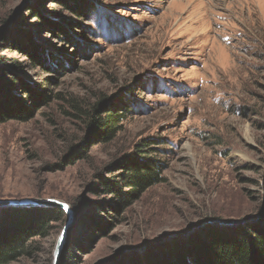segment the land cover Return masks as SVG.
I'll return each mask as SVG.
<instances>
[{
  "label": "rangeland",
  "instance_id": "obj_1",
  "mask_svg": "<svg viewBox=\"0 0 264 264\" xmlns=\"http://www.w3.org/2000/svg\"><path fill=\"white\" fill-rule=\"evenodd\" d=\"M0 110V199L70 204L64 264H209L213 228L264 229V0H0ZM131 153L161 181L120 200ZM20 208L49 224L3 264H52L67 214Z\"/></svg>",
  "mask_w": 264,
  "mask_h": 264
},
{
  "label": "trees",
  "instance_id": "obj_2",
  "mask_svg": "<svg viewBox=\"0 0 264 264\" xmlns=\"http://www.w3.org/2000/svg\"><path fill=\"white\" fill-rule=\"evenodd\" d=\"M64 4L67 5V2L64 1ZM33 12L37 14L36 10ZM99 105V103L94 105L95 115L91 119L90 126L101 135L103 140H108L117 132L118 122L123 115L111 107L100 111ZM29 115L30 111H25L14 116L25 120ZM0 119L5 120L1 110ZM146 141L143 140V142ZM135 156V153H131L121 158L120 164L125 168V172L119 175L120 181L104 179L102 182L107 190L116 194L120 200L126 194L118 186L120 182H125L133 190L141 191L161 181L159 172L156 170L157 167L159 168L156 161L138 159ZM94 206L97 208L96 204ZM50 212L51 209L47 208L3 210L0 219V264L8 263L21 256L32 237L44 234L43 229L49 224ZM212 230L213 232H209V237L213 242V251L210 254L209 264H264V229L261 226L248 223L231 228L226 234H220L214 228ZM72 243L70 240L64 247L61 264L72 258ZM177 262L187 264L184 255H178Z\"/></svg>",
  "mask_w": 264,
  "mask_h": 264
},
{
  "label": "water",
  "instance_id": "obj_3",
  "mask_svg": "<svg viewBox=\"0 0 264 264\" xmlns=\"http://www.w3.org/2000/svg\"><path fill=\"white\" fill-rule=\"evenodd\" d=\"M49 205L53 207H57L65 211L67 214V223L63 227L53 250L52 264H59L60 257H62V252L65 247V243L67 241L69 227L74 220L75 213L69 203L59 200L56 198H8V199H0V207H37Z\"/></svg>",
  "mask_w": 264,
  "mask_h": 264
}]
</instances>
